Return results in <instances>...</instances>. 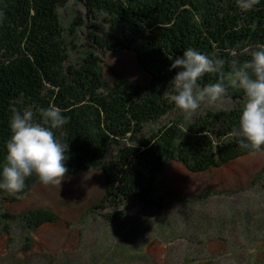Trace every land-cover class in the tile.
Masks as SVG:
<instances>
[{"label":"trees","instance_id":"16d2710c","mask_svg":"<svg viewBox=\"0 0 264 264\" xmlns=\"http://www.w3.org/2000/svg\"><path fill=\"white\" fill-rule=\"evenodd\" d=\"M70 1L0 0V170L13 106L31 107L38 121L39 109L50 104L63 110L68 123L54 132L69 144L67 175L100 169L105 177L106 193L95 210L149 204L157 177L169 162L201 174L252 154L228 135L238 126L241 108L212 107L186 123L179 115L178 120L169 119L180 110L165 93L172 92L178 71L169 70L172 59L190 47L225 60L222 73L206 74L201 87L221 76L230 85L232 62L243 63L256 45H264V0L248 11L238 0H84L87 9L97 13L88 12L92 19L105 16L102 21L114 34L108 39L90 35L93 46L79 47L132 53L151 79L147 84L116 73L108 82L102 60L91 53L77 65L70 62L59 13ZM79 47L74 45L81 56ZM229 92L230 99L245 98L234 86ZM164 119L168 123L153 130ZM38 181L33 174L22 193L0 189V194L7 195L6 202L21 201ZM26 219L32 229L60 221L49 210L29 212Z\"/></svg>","mask_w":264,"mask_h":264},{"label":"rangeland","instance_id":"374dc122","mask_svg":"<svg viewBox=\"0 0 264 264\" xmlns=\"http://www.w3.org/2000/svg\"><path fill=\"white\" fill-rule=\"evenodd\" d=\"M89 11L96 16L84 0H71L59 10L70 62L77 65L91 53L102 60L108 82L116 73L149 83L132 53L79 47L93 46L90 35L108 39L114 34L103 22L105 16L92 19ZM79 21L83 24L77 27ZM71 29L80 35H72ZM244 102L228 98L219 105L203 104L190 119L181 111L169 119L178 120L179 115L187 123L209 108L230 110ZM105 185L98 169L67 175L61 185L45 186L39 180L15 203L0 194V264H264V152L201 174L169 162L144 206L95 210L104 199ZM38 210L55 212L60 221L32 229L26 217Z\"/></svg>","mask_w":264,"mask_h":264},{"label":"clouds","instance_id":"9594fccd","mask_svg":"<svg viewBox=\"0 0 264 264\" xmlns=\"http://www.w3.org/2000/svg\"><path fill=\"white\" fill-rule=\"evenodd\" d=\"M260 0H238L245 10H252ZM225 60L210 57L194 48H187L182 56L172 59V70H178L171 81V102L186 118L197 114L203 104L219 105L230 98L229 87L244 93L238 126L229 136L238 140L241 149L254 154L264 148V45H256L243 63L233 61L229 74L230 85L223 76L215 83L200 86L199 81L210 73H222ZM11 135L7 140L6 160L0 170V189L16 195L26 187L33 174L45 185H61L67 177L69 144L57 139L54 130L68 123L63 110L50 104L39 109L40 121L31 107H11Z\"/></svg>","mask_w":264,"mask_h":264},{"label":"water","instance_id":"95a60500","mask_svg":"<svg viewBox=\"0 0 264 264\" xmlns=\"http://www.w3.org/2000/svg\"><path fill=\"white\" fill-rule=\"evenodd\" d=\"M81 1V0H80Z\"/></svg>","mask_w":264,"mask_h":264}]
</instances>
